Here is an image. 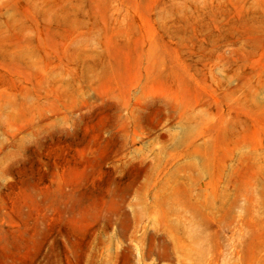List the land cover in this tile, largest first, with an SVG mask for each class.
Returning <instances> with one entry per match:
<instances>
[{"label": "rangeland", "instance_id": "rangeland-1", "mask_svg": "<svg viewBox=\"0 0 264 264\" xmlns=\"http://www.w3.org/2000/svg\"><path fill=\"white\" fill-rule=\"evenodd\" d=\"M0 264H264V0H0Z\"/></svg>", "mask_w": 264, "mask_h": 264}]
</instances>
